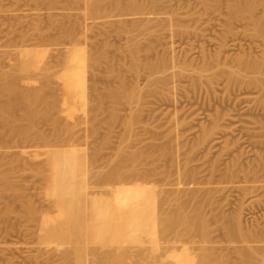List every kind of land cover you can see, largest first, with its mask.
I'll return each mask as SVG.
<instances>
[{"label": "rangeland", "instance_id": "obj_1", "mask_svg": "<svg viewBox=\"0 0 264 264\" xmlns=\"http://www.w3.org/2000/svg\"><path fill=\"white\" fill-rule=\"evenodd\" d=\"M98 1L0 0V68L12 71L20 54L45 58L44 63L53 64L58 79L53 75V81L48 79L51 72L45 70L39 77L42 81L38 78L29 84L23 83L27 81L23 78L20 85L25 88L30 85L29 89L45 84L46 99L59 101L58 108L53 110L55 115L51 114L63 120L64 127L58 133L53 120L42 119L37 122V130L45 139L36 132L28 140H21L0 122V264H70L62 253L68 247L83 246L85 240L80 244L60 243L62 238L53 231L52 224L63 212L48 193L49 182L39 173L47 150L70 147L87 155L91 160L88 168L100 171L101 175L117 164L121 151L129 158L135 151L146 152L138 162L139 167L152 170L150 185L157 186L161 193L168 191L173 197L174 206L165 207L174 209L178 204L175 200L189 202L193 213L200 207L210 225L213 243L208 245L221 247L218 252L227 249L229 253H219H228L232 260L240 261L239 249L245 243L241 244L242 240L230 243L226 226L239 220L246 237L264 226V187H261L264 186V88L254 81L256 77L262 78V73L249 71L253 77L249 80L246 70L248 73L241 79L243 75L238 73L246 71L240 72L237 67L242 59L261 60L264 37L253 20H249V14L231 20L233 0ZM243 2L238 3L256 4L254 13L259 19L263 17L264 25V0ZM226 26L233 29L230 35ZM226 33L229 46L218 49L221 36ZM70 46L85 49L88 56L95 50L102 55L99 67H94L91 58L86 63H70L80 69L76 82L75 75L59 63ZM135 46L143 63L162 55L170 63L174 60L171 69L160 73L170 80L162 92H150L149 72L144 66L140 71L133 70ZM219 50L223 52L217 53ZM209 65L219 69L213 68L220 72L219 77L218 72L212 73L217 76L213 78L215 81ZM180 69L181 75L176 73ZM228 69H236L238 73L231 74ZM225 73L240 78L236 80L233 76L230 80ZM65 81H73L76 87L73 102L59 90ZM123 82L129 89L136 85L143 88L145 101L139 105L125 99L113 104L110 90H119ZM3 100L0 89V101ZM14 114L21 117L23 112L18 109ZM216 117H220L216 132L201 139L206 129L215 127ZM170 148L174 155L165 153ZM232 169L236 171L231 177ZM5 178L10 179V185L4 184ZM254 179L262 180L256 183ZM89 182L92 185L89 188L105 192L110 186L115 187L102 183L95 187L93 179ZM236 243L240 246L238 250ZM254 243L251 244H259ZM100 245L92 243L91 247ZM106 246L112 247L109 243Z\"/></svg>", "mask_w": 264, "mask_h": 264}, {"label": "bare ground", "instance_id": "obj_2", "mask_svg": "<svg viewBox=\"0 0 264 264\" xmlns=\"http://www.w3.org/2000/svg\"><path fill=\"white\" fill-rule=\"evenodd\" d=\"M236 1L233 0L230 5V10L232 11V16L230 12V17L232 19H230L233 20L235 17L240 18L241 15H244L245 13L249 14L251 18L249 20H253V24H256V28L259 31L258 33H260V35L264 37V25L261 21V18L263 19V17L259 19L254 13V6L256 4L254 2L245 3L244 0L243 3L245 4L241 6L240 3H238L240 0L238 2ZM98 2L95 3L97 4ZM131 6L134 7V5L132 4ZM95 9L97 8L95 7ZM231 22L232 21L229 22V25L232 27ZM227 26L225 29H228L226 32H229L228 34L230 35V31L233 32V29L230 30V26V29L227 28ZM227 37V33L225 34V36H221L222 39L220 38L221 42H219L220 47L217 46L218 49H223L224 47L226 49V46H229V39H227ZM151 48H153V46ZM220 51L223 52L222 50H219L217 51V53H221ZM86 52L87 51H85V49H81L77 46H70L63 60L59 61V63L65 65V67L68 68V71L70 73L75 75L74 82L77 81L80 69L73 67L70 64L72 61L76 63L83 61L86 63L91 58L92 62H94V67L96 65L98 66V63L100 64L101 59L99 60V58L100 56L102 58L101 52L97 53L95 50V53L93 55L90 54L91 56H88V52ZM219 56L221 55H217V57ZM44 59L45 58L40 59L34 55L26 56L20 54L18 62L15 59L17 64H15L12 71L7 72L0 68V89L4 95V100L2 102L0 101V122L2 123V125H4V127H10L15 132L16 136L21 140H28L34 133L39 132L37 130V122L42 119H45V121L46 119L49 121L53 120L54 126L58 133L63 132L64 129L63 120H58L57 118H54V116H52L53 114H51L54 113L55 115V112L53 110L58 108L59 101H52L53 98H51L52 100L49 101L48 99H46L45 93H47L48 91L45 92L46 88L45 90L43 89L45 86V84H43L44 82L42 83L44 85L43 87H33L32 85V88L29 87V89L28 86L30 85H26L27 89L25 88L24 84L20 85V81L23 78L27 80L23 83L26 82L32 84L44 73L45 70L51 72V74H49L48 76V79H51L52 81L54 80L53 78L55 76L56 78L60 77L57 73L53 72V64H51L50 62L44 63ZM261 60L247 61L246 59L245 61L242 59L240 60L241 63L237 68L239 71L247 70L248 72L251 70H253L254 72L258 70V72L263 74V77H256L254 81L261 84L264 88V56L261 58ZM237 61L239 60L237 59L236 62ZM131 62L132 68L136 72L140 71V68H142L143 66L148 70V81L149 86H151V93L162 92L163 89H165L169 84L170 80L168 76L161 75L160 73H165L173 67V59L172 63H170L169 59L162 55L155 59V61L143 63L140 59L139 51L135 46L132 51ZM216 62H219L218 58ZM210 67L211 66L209 65V69ZM206 68L208 67L205 66V70H203L206 71ZM215 69L217 70L218 68ZM236 69H228V71H226H230L231 74H237L238 72ZM180 70L179 72L177 70L176 73H180L181 75L182 70L181 72ZM216 70H210L211 76H214L212 77V80L217 77L215 76L216 74L218 75L220 73ZM247 71L246 73L242 71V74L238 73V75H246L248 73ZM253 71H251V74ZM214 72L218 73L212 75V73L214 74ZM226 73V77L231 76L230 73L228 76ZM249 74L250 72L248 73V78L250 76L251 78H249V80H251L253 77L251 74ZM52 75L54 76L53 78H51ZM219 76L220 75H218V77ZM232 77H230V80H232ZM234 77L236 78L237 76ZM238 78L240 77L238 76L236 80ZM242 78H244V75L241 77V79ZM40 80L42 81V78ZM234 80L235 79H233V81ZM245 80L248 79L246 78ZM49 81L50 80H48V82ZM74 82L65 81L62 84V89L57 88V90L59 89L61 92L63 91V93L67 94L72 102L74 101L76 95V87L74 85ZM228 84L230 85V83ZM119 88V90H110L109 94L112 98V102H114L113 104H120L122 100L126 99L131 103L134 102L140 105L145 101L147 97L143 88H141L140 86L138 87L137 85L134 86L133 89H129L124 85L123 82L122 86ZM97 90L98 89L95 88V91ZM51 92H53V90ZM100 95L101 94L98 93L97 97L101 99L102 96ZM118 106L116 108H118ZM18 109L22 110L23 112L21 117H17L14 114ZM118 109H120V107ZM116 111L114 113L115 116L117 115ZM51 116L53 118H51ZM48 118H50L51 120ZM219 120L220 117H216V120H214V122H216V124H214L215 127L212 129L210 128V130L206 129V134H203L201 139H203L204 136L205 138H207L216 132H214V130L220 124ZM130 121L132 120H129V123L131 124L132 122ZM39 134L40 137L45 139L43 133L39 132ZM170 149L166 150L165 153L174 155L172 148ZM174 149L176 148L174 147ZM121 150H119V152ZM145 153L143 151H135L132 154L131 158H129L125 151H121L118 155L117 164L106 172H102L104 174L101 175L100 171H92L88 168V164L91 160L87 155L79 153L75 147L66 149L62 148L53 151L47 150L45 152L44 166L39 168V173L46 181L49 182L47 189L48 193L52 194L53 200L57 205L61 207L63 212L61 217L54 220L52 229L62 238L60 240V243L76 242L77 244H80L83 240H85L83 246L77 248L68 247L65 252L64 250H62L64 252L62 253L64 254V260L66 259L68 263L74 262L73 264H142V262H145V264H264V226L262 228L260 227V229L257 228L259 230L255 229L256 232L254 233L251 232L252 230L249 231L248 233L251 232V235L247 234L248 236L246 237V235H244L246 232L243 231V233H245H242V225L240 221L234 220L235 222L233 225L231 224L226 226V234H228L229 238L231 239H229L230 243L232 242L233 244L234 241L241 243L240 240H242L241 244H247V242H249L250 244H243V246L239 244L241 245L240 248V246H238V244L236 243L237 250L238 247L240 248V261H236L235 259V261L232 260L231 256L228 254L229 252L226 251L227 249L225 251L224 249L220 251L228 253H219L220 251L218 252L217 248L222 249L221 247H216V245H208L209 243H213L211 242L212 237L210 239V225H208V223L206 222V213L204 212V214L200 207H198V210L196 209L197 211L193 213L195 210H189V202L180 201V203L179 201L175 200V202H177L178 204L176 203L177 205H175L174 209H170L168 207H170L174 202V200H172L173 197L168 195L170 193H168V191L166 194L161 193L157 190V186L150 185L149 176L152 174V170H142L140 169L138 163L139 160L145 157ZM93 162L95 161L93 160ZM235 171V169L234 172L233 169L231 172L229 171L231 177L234 175ZM251 172L253 173V170H251ZM133 176L134 179H132ZM6 179L7 178L4 179V184L8 186L10 185V179H8L9 181ZM90 179H93V186L95 185V187L97 185H100L101 183L102 185L113 184L115 185V187L110 186V190H108V192L101 191V189L97 190L96 188H89V184L91 183L89 182ZM255 180L256 179H254V181ZM255 182L257 183L259 181ZM90 187H92V185ZM261 187L264 186L262 185ZM244 188H246V186ZM244 188L242 187L243 190ZM252 190H254V188ZM105 194L109 195V197H104ZM174 204H172V206H174ZM165 205H167L168 207H165ZM254 242L257 244L259 243L258 246L252 245ZM92 243H98L99 245H101L91 247ZM108 243L112 245V247L106 249L105 247H107L106 244ZM260 243H262V246H259ZM146 244L149 246H147ZM233 247L236 249L234 245ZM90 255H92L93 257L91 258ZM130 258L133 259L134 262L133 260L131 261ZM144 260H147V263Z\"/></svg>", "mask_w": 264, "mask_h": 264}]
</instances>
